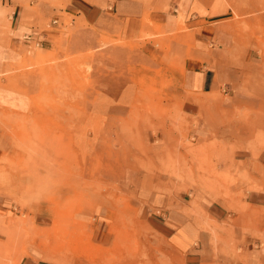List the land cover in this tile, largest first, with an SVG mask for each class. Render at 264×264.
<instances>
[{"label":"rangeland","instance_id":"374dc122","mask_svg":"<svg viewBox=\"0 0 264 264\" xmlns=\"http://www.w3.org/2000/svg\"><path fill=\"white\" fill-rule=\"evenodd\" d=\"M240 1L251 7L235 19L256 65L246 70L258 79L247 94L257 104L214 110L226 141L216 132L192 137L201 115L184 112L179 78L170 72L126 75L92 54L23 63L27 73L18 79L34 84L31 110L0 116V194L14 207L0 217V264H182L140 222L142 194H177L197 209L222 200L245 209L247 192L264 191V0ZM6 32L0 12V43ZM131 78L136 97L117 110L125 117L116 133L102 131L96 152L82 148L73 138L76 119L108 111V87L117 86L115 96ZM99 221L104 233L96 232Z\"/></svg>","mask_w":264,"mask_h":264},{"label":"crops","instance_id":"0c3cea01","mask_svg":"<svg viewBox=\"0 0 264 264\" xmlns=\"http://www.w3.org/2000/svg\"><path fill=\"white\" fill-rule=\"evenodd\" d=\"M0 3L7 26L0 43V116L26 114L31 110L34 84L30 81L22 84L18 79L27 73L23 71V63L28 58L61 59L87 54H92L98 63L109 59V64L124 67L126 75L140 72L149 76L166 71L177 75L184 112L201 115L191 130L196 139L216 132V137L226 141L223 120L214 119V110L229 105L249 109L257 104L247 94L255 89L252 83L258 79L246 70H255L256 65L235 19L251 7L240 0H0ZM93 68V72H98L96 65ZM32 69L34 66L26 68L28 73ZM130 82H125L115 96L112 90L117 86L108 87L110 93L105 99L110 104L108 111L80 114L73 135L78 145L82 148L92 145L96 152V139L102 131L116 133L117 120L125 117L117 110L133 105L136 97L135 82L132 78ZM159 134L156 137L160 138ZM244 142L239 139L237 143ZM253 170L247 168L249 179L261 182L255 173L251 177ZM9 200L0 194L2 218H8V213L14 210ZM139 201L145 203L140 210V222L180 263L264 264V191L247 192L245 209L231 208L234 203L230 200L200 203L197 209L180 195L155 191L142 194ZM104 227L99 221L96 232L104 233Z\"/></svg>","mask_w":264,"mask_h":264}]
</instances>
